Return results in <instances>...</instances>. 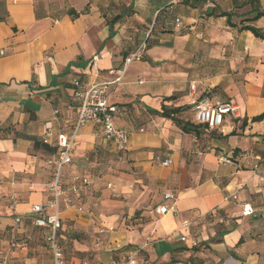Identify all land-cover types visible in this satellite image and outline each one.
I'll return each mask as SVG.
<instances>
[{
  "label": "crops",
  "instance_id": "crops-1",
  "mask_svg": "<svg viewBox=\"0 0 264 264\" xmlns=\"http://www.w3.org/2000/svg\"><path fill=\"white\" fill-rule=\"evenodd\" d=\"M184 1L0 0V236L53 199L58 135H71L64 125L78 116L72 82L121 76L109 101L130 141L120 150L91 125L78 134L63 183L89 172L92 185L82 210L62 198L66 238L74 233L91 264H264V120L251 121L264 114V40L241 30L264 34V0ZM209 91L241 119L187 134L157 114ZM176 117L196 125L192 109ZM162 205L175 212L158 213Z\"/></svg>",
  "mask_w": 264,
  "mask_h": 264
},
{
  "label": "built area",
  "instance_id": "built-area-1",
  "mask_svg": "<svg viewBox=\"0 0 264 264\" xmlns=\"http://www.w3.org/2000/svg\"><path fill=\"white\" fill-rule=\"evenodd\" d=\"M176 22L179 23V20H176ZM142 51H144V46H141L126 62L135 59ZM3 54L1 52V55ZM120 81L121 76L113 81L91 86L85 85L79 79L72 82L73 96L79 102L78 116L74 125L70 121H66L64 125L65 129L70 130L71 135L67 132L58 135L57 145L60 152L50 163L54 172L53 180L50 183L53 199L45 205H33L29 215L32 227L47 231L44 235V241L50 250L52 264H68L67 246L64 244L68 239L61 234L62 198L64 197L68 203L80 201L83 193L92 185L88 175L74 176L73 184L68 188H65L63 183V169L65 166L72 164V153L78 134L82 129L91 125L96 135L115 143L120 150L125 149L130 141L129 132L117 123V118L121 116L122 111L120 108L111 105L109 101L112 86L117 85ZM190 90L195 93L196 86L192 85ZM210 94L211 91L207 92L203 98L193 103L192 112L196 124L203 126L205 131H212L221 129L229 116L241 119L238 105L217 102ZM223 163L231 164V160L223 159ZM164 199L173 200L174 196L167 193ZM243 209L244 216L253 214V210L249 205L244 206ZM50 210H53L52 214H48ZM170 212H175L173 206L162 205L158 208V213L162 215ZM220 222L224 223V221ZM192 225L191 221L184 222V227L187 229H190ZM110 230H112L111 226L103 227L97 234L98 242ZM182 241L188 242V237H183ZM32 251V238L26 232L25 219L17 215L6 239L0 236V264H30V260L21 262L20 259L29 257ZM123 264H136V261L133 257H130Z\"/></svg>",
  "mask_w": 264,
  "mask_h": 264
},
{
  "label": "trees",
  "instance_id": "trees-1",
  "mask_svg": "<svg viewBox=\"0 0 264 264\" xmlns=\"http://www.w3.org/2000/svg\"><path fill=\"white\" fill-rule=\"evenodd\" d=\"M190 1L191 0H185L184 2L187 3V4H189ZM199 1H201V0H194V2H199ZM259 1L260 0H250L249 2H251V3H258ZM222 16L223 17H227L228 24L230 26L234 27V25L231 22V19H232L233 16L230 13L223 12L222 13ZM260 17H264V13H260L258 15V18H260ZM241 30L242 31H250V32H252L254 34L255 37L264 40V34L259 29H257L256 27H253V26H243V27H241ZM113 35L114 34H113L112 29H111L110 37H112ZM210 95H211V97H213V93L212 92H211ZM190 109H192V107L191 108L190 107H182V108H173V109H168L167 107H163V111L161 113H157V114L160 115L163 118L170 119V120L174 121L178 126L181 127V129L183 130V132H185L187 134L194 133V132L196 134H199V129L205 131V128L203 126H201V125H198V124L195 125L194 123L184 122V121L179 120L176 117L182 111L190 110ZM263 120H264V114H262V115H260L258 117L253 118L251 121L253 123H256V122H261ZM246 123H247V120H244L243 125L246 124ZM75 206L77 208H79V209H83V203H80V201H78ZM29 227H32V226L30 224V217H27V218H25V228H26L27 234H29L30 237L32 238V233H31ZM32 228H33V231H38L40 233V235L42 236V239L44 240V235L47 233V231L46 230H42V229H38V228H34V227H32ZM61 234L64 237H68L66 231L63 230V222H62V220H61ZM70 235L72 237H75L74 236V233H72ZM32 253H33V251H32ZM50 257H51V254H50Z\"/></svg>",
  "mask_w": 264,
  "mask_h": 264
},
{
  "label": "rangeland",
  "instance_id": "rangeland-1",
  "mask_svg": "<svg viewBox=\"0 0 264 264\" xmlns=\"http://www.w3.org/2000/svg\"><path fill=\"white\" fill-rule=\"evenodd\" d=\"M71 171L68 173L67 176H70ZM87 175L92 177L93 173L86 172ZM31 233H32V248L33 253L29 257H22V260L29 261L30 264H52V260L50 257V250L45 244L44 240L42 239V236L38 231H33L32 227H29ZM6 239V235L4 236ZM75 237H71L70 240H72ZM67 246V259H71L73 257L80 260L81 264H91V261H93L92 254L89 253H81L78 250H76V247L73 245L72 241H67L64 243ZM68 259V261H69Z\"/></svg>",
  "mask_w": 264,
  "mask_h": 264
}]
</instances>
